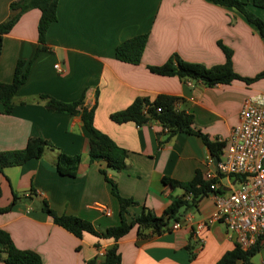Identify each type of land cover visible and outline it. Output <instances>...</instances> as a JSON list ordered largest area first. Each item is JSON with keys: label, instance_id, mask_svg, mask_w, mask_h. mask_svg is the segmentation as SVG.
<instances>
[{"label": "crops", "instance_id": "obj_1", "mask_svg": "<svg viewBox=\"0 0 264 264\" xmlns=\"http://www.w3.org/2000/svg\"><path fill=\"white\" fill-rule=\"evenodd\" d=\"M15 1L0 0V24L10 17ZM247 8L264 21V9L251 4ZM40 17L38 9L24 13L3 37L0 81L13 82L19 61L25 63L23 70L28 64L30 68L10 115L0 102V153L23 150L31 138L50 142L54 150L0 173V208L17 201L10 212L0 214V230L17 249L40 255L42 264H87L103 258L114 241L87 233L77 238L53 222L42 210L43 202L59 216L78 217L105 231L119 226L120 205L101 169L107 170L121 197L138 204L128 209L131 221L143 207L161 216L171 198L184 195L180 183L191 182L197 173L205 177L216 168L196 135L180 133L167 142L158 122L116 124L110 116L137 98L177 97L181 100L176 108L194 117L195 130L212 141L226 142L239 125L244 102L264 94V79L252 85L234 81L213 87L190 80V86L189 80L160 76L149 67L161 66L173 55L208 69L223 66L222 44L233 52V71L253 78L264 72V40L239 11L210 0H60L45 50L39 43ZM142 35L149 39L139 65L116 59L119 45ZM42 95L64 103L83 99L87 110L96 107L94 126L127 151L126 168L115 171L105 162L91 163L90 135L81 116L48 110ZM59 153L82 157L74 178L59 174ZM221 185L229 192L227 178ZM213 212L210 194L184 213L185 224L176 231L139 238L134 228L119 241L122 263L217 264L235 247L226 226L209 224L193 235L197 224ZM2 251L0 245V264H5ZM257 264H264V254Z\"/></svg>", "mask_w": 264, "mask_h": 264}, {"label": "trees", "instance_id": "obj_2", "mask_svg": "<svg viewBox=\"0 0 264 264\" xmlns=\"http://www.w3.org/2000/svg\"><path fill=\"white\" fill-rule=\"evenodd\" d=\"M60 0H18L10 5V17L0 24V56L3 48V37L9 34L19 21L20 17L33 9L41 12L38 26L39 43L43 45L41 50L46 49V36L50 27L58 20V6ZM216 5L234 8L239 11L253 25L259 35L264 40V21L248 10V4L253 7L264 9V0H248L247 3L240 0H210ZM149 36L142 35L127 40L116 48V59L125 63L139 65L142 61L143 53L147 45ZM225 54L226 63L223 66L208 69L201 64L183 61L178 55H173L163 65L149 67V70L157 75L165 77H178L184 82L192 80L201 82L207 87L219 84L228 85L234 81H241L247 85H252L264 79V72L253 78H246L238 75L232 68L233 52L220 44ZM25 63L19 61L15 71L13 82L5 84L0 81V102L4 113L10 115L14 108V97L19 89L26 83L29 74L30 64L24 69ZM41 100L46 102V108L50 111L80 115L84 126L90 135L89 158L90 162H105L108 169L122 171L126 168L128 153L118 147L116 143L107 135L99 132L94 126V115L96 107L91 110L84 108V100L73 103H64L48 95H42ZM181 99L168 95H159L156 99L137 98L127 109L113 113L110 119L116 124L135 123L143 126L150 122L161 124L166 136V141H170L177 134L184 133L200 137L208 148L213 160L220 161L225 142L212 141L210 138L194 128V117L184 110L176 108ZM160 110V111H159ZM54 150V146L41 138H31L27 146L20 151L0 153V173L10 167L21 166L33 159H40L46 149ZM81 156H68L63 153L58 154L57 170L62 176L75 177ZM101 174L111 184L112 194L118 199L120 205V224L117 227L109 228L105 231L96 229L90 222L74 216H59L51 209L47 202H43L42 210L51 217L53 222L70 232L77 238H82L85 233L90 234L100 240H113L103 258L89 260L87 264H123L119 252V241L127 236L131 230L137 228L139 238H149L151 236H161L164 233L172 232L175 223L185 224L184 213L195 208L199 201L209 196L212 182H208L204 176L197 173L195 178L188 183H180L183 190L182 197L171 198V202L161 216L156 215L150 209L143 207L141 213L128 220V209L138 204L130 199L120 196L115 182L108 178L107 170L101 169ZM0 189V197H1ZM17 203L16 198L7 208H0V214L8 213ZM0 245L2 253L6 255L3 259L5 264H42L40 255L32 251H21L15 247L10 236L0 230ZM100 247L99 244L96 245ZM192 247L188 248L191 251ZM262 245L259 243L249 250H244L235 243L232 251L226 253L217 264H251V260L260 253ZM1 259V258H0Z\"/></svg>", "mask_w": 264, "mask_h": 264}, {"label": "built area", "instance_id": "obj_3", "mask_svg": "<svg viewBox=\"0 0 264 264\" xmlns=\"http://www.w3.org/2000/svg\"><path fill=\"white\" fill-rule=\"evenodd\" d=\"M56 69L61 71L57 65ZM188 85H192L189 80ZM160 111V110H159ZM220 161L205 179L211 184L214 212L197 224L193 235L213 223L226 226L229 236L244 250L264 245V94L248 98L239 125L225 142ZM227 178L229 192L222 191ZM175 223L172 231L182 228Z\"/></svg>", "mask_w": 264, "mask_h": 264}, {"label": "rangeland", "instance_id": "obj_4", "mask_svg": "<svg viewBox=\"0 0 264 264\" xmlns=\"http://www.w3.org/2000/svg\"><path fill=\"white\" fill-rule=\"evenodd\" d=\"M262 254H264V252L258 253L255 257L252 258L254 263L257 264V263H259L261 261Z\"/></svg>", "mask_w": 264, "mask_h": 264}]
</instances>
